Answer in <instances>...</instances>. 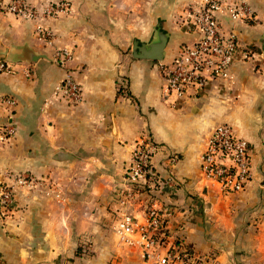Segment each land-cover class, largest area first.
I'll return each instance as SVG.
<instances>
[{"label":"crops","instance_id":"1","mask_svg":"<svg viewBox=\"0 0 264 264\" xmlns=\"http://www.w3.org/2000/svg\"><path fill=\"white\" fill-rule=\"evenodd\" d=\"M26 1L36 19L0 13V59L12 67L0 74V95L15 101L0 105V188L16 175L31 179L0 207V264H154L112 229L132 144L144 132L166 151L152 159L160 171L166 153L178 155L177 187L156 196L169 208L168 240L182 238L212 256L209 264H264V0H235L248 17L219 13L253 57L235 62L227 81L167 100L159 63L193 42L179 19L201 0ZM62 1L67 12L45 14ZM38 27L52 33L49 42ZM158 32L162 60L135 58L133 42L148 44ZM57 50L67 52L63 64ZM67 73L80 87L75 104L54 94ZM219 123L251 153L250 181L229 195L200 174L205 139ZM146 201L130 206L139 220Z\"/></svg>","mask_w":264,"mask_h":264},{"label":"built area","instance_id":"2","mask_svg":"<svg viewBox=\"0 0 264 264\" xmlns=\"http://www.w3.org/2000/svg\"><path fill=\"white\" fill-rule=\"evenodd\" d=\"M68 10V4L62 1L49 4L45 14L57 16ZM221 12L232 20L250 15L249 7L235 0H201L185 15H181L179 22L195 37L193 42L180 45L170 62L159 63L164 82L162 98L165 100L185 95L190 89L199 91L216 80L227 81L235 62L253 57L254 51L242 45L232 30L223 27L219 16ZM0 13L28 20L37 18V10L26 0H0ZM37 33L47 42L50 41L52 33L49 30L38 27ZM67 58L66 51L57 50L55 53V59L60 64ZM11 68L0 59V74L10 72ZM54 94L70 104L78 103L81 99L80 87L69 73L56 86ZM14 102L10 96L0 95V105L8 106ZM6 130L10 133L12 127H6ZM163 151V146L154 141L148 132L142 133L132 144L124 170L125 187L119 197L121 208L114 212L112 229L122 243L135 245L141 256L153 260L154 264H209L212 256L189 249L182 238L168 240L169 208L158 206L156 196L164 194L166 187H177L173 165L178 161V155L166 153L168 167L162 172L152 159ZM250 157L249 143L238 136L230 124L219 123L205 139L200 174L217 183L222 195L238 193L251 179ZM24 184H31V179L24 175H16L12 183L4 184L0 188V207L8 209L14 186ZM143 196L147 201L141 207L143 218L139 220L129 209Z\"/></svg>","mask_w":264,"mask_h":264},{"label":"water","instance_id":"3","mask_svg":"<svg viewBox=\"0 0 264 264\" xmlns=\"http://www.w3.org/2000/svg\"><path fill=\"white\" fill-rule=\"evenodd\" d=\"M166 44V37L162 32H158L156 39L148 44L133 42L132 54L135 58L151 59L161 61L163 49ZM264 51V42H263Z\"/></svg>","mask_w":264,"mask_h":264},{"label":"trees","instance_id":"4","mask_svg":"<svg viewBox=\"0 0 264 264\" xmlns=\"http://www.w3.org/2000/svg\"><path fill=\"white\" fill-rule=\"evenodd\" d=\"M123 90H124V86H122V84H119L118 85V92H120V93L124 92ZM187 246L189 249L193 248L190 244H187Z\"/></svg>","mask_w":264,"mask_h":264}]
</instances>
